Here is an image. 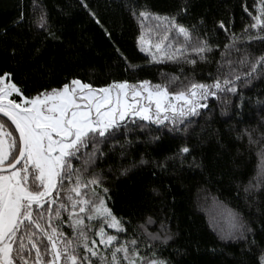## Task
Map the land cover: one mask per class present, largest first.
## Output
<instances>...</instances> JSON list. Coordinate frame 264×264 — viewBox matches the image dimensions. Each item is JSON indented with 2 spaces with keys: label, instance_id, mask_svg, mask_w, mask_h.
I'll use <instances>...</instances> for the list:
<instances>
[{
  "label": "trees",
  "instance_id": "1",
  "mask_svg": "<svg viewBox=\"0 0 264 264\" xmlns=\"http://www.w3.org/2000/svg\"><path fill=\"white\" fill-rule=\"evenodd\" d=\"M87 3L100 24L80 0H36L39 7L33 0H0V74L11 73L25 95L62 86L72 79L94 87L124 80L162 84L173 75L185 83L186 77L210 82L208 77H215L216 61L228 42L227 34H239L245 24L251 23L245 7L254 13V0ZM141 7L161 16H176L178 23L195 26V33L201 37L207 34L211 44L219 45L209 56L211 62L202 63L198 58L195 65L152 61L149 52L140 51L137 45L141 21L131 15V9ZM41 8L53 35L35 23ZM21 13L23 19L15 23ZM221 21L227 34L219 27ZM143 32L144 39L152 44L165 35L164 26H158L152 18L143 20ZM246 47L257 56L264 53L262 40ZM230 99L232 103L222 114L223 105L209 98L208 108L178 130H170V124L141 128L139 123H129L126 133L121 129L100 144L104 156L96 160L92 171L105 176L111 197L108 206L126 229L120 239L139 236L143 250L145 243L152 242L143 236L141 225L161 236L163 225L172 238L167 244L156 242V247L169 264H257L259 248H264V189L245 193L244 187L256 175L257 153L264 145L260 136L264 132V76L252 80ZM245 130L260 143L250 145L248 136L241 135ZM185 146L190 152L179 154ZM90 152L91 145L81 149L80 159L72 160L73 166L81 167L85 153ZM141 158L147 163L139 164ZM123 168L129 169L126 175L120 174ZM228 211L239 214L255 230L257 247L247 250L242 240L222 238L219 229L227 225L220 213ZM149 217L152 222L146 223ZM63 229L71 236L67 223ZM106 230L115 234L112 229Z\"/></svg>",
  "mask_w": 264,
  "mask_h": 264
},
{
  "label": "snow or ice",
  "instance_id": "2",
  "mask_svg": "<svg viewBox=\"0 0 264 264\" xmlns=\"http://www.w3.org/2000/svg\"><path fill=\"white\" fill-rule=\"evenodd\" d=\"M80 3L100 24L87 0ZM33 4L39 7L36 0ZM253 9L254 13L244 8L251 23L239 34H227L228 29L219 22L228 42L216 61L215 77H208L210 82L186 77L185 83L173 75L162 84L124 80L94 87L72 79L25 95L11 73L0 74V264H169L156 247V242L163 245L172 238L163 225V236L149 233L141 225L143 236L152 242L145 243L143 250L139 236L120 239L126 229L108 206L110 189L105 187L103 172L92 171V167L104 156L100 144L121 129L126 133L129 123H139L141 128L170 124V130H178L208 108L209 98L223 105V114L232 103L231 96L264 76V53L257 56L246 47L254 40L264 41V0H254ZM131 15L141 21L140 51H148L156 63L195 65L197 58L210 63V54L219 47L209 42L207 34L195 33V26L178 23L176 16H161L146 7L132 8ZM149 18L164 26V38L155 44L144 39L143 20ZM22 19L23 13L15 23ZM35 23L53 35L42 8ZM116 51L122 56L118 48ZM174 87L176 91L171 90ZM241 135L248 136L250 145L260 143L247 130ZM260 136L264 139V132ZM89 145L92 152L85 153L81 167H74L72 160L80 159L81 149ZM189 152L187 146L179 150V154ZM257 156V172L244 187L245 193L264 189V145ZM145 163L141 158L139 164ZM128 171L123 168L120 174ZM220 215L227 225L219 229L222 238L242 240L247 250L257 247L255 230L239 214L228 211ZM151 222L149 217L146 223ZM65 223L71 236L63 229ZM249 236L253 238L249 240ZM257 264H264V248H259Z\"/></svg>",
  "mask_w": 264,
  "mask_h": 264
},
{
  "label": "water",
  "instance_id": "3",
  "mask_svg": "<svg viewBox=\"0 0 264 264\" xmlns=\"http://www.w3.org/2000/svg\"><path fill=\"white\" fill-rule=\"evenodd\" d=\"M10 123V122H9ZM14 127V126H13ZM18 135V134H17Z\"/></svg>",
  "mask_w": 264,
  "mask_h": 264
},
{
  "label": "rangeland",
  "instance_id": "4",
  "mask_svg": "<svg viewBox=\"0 0 264 264\" xmlns=\"http://www.w3.org/2000/svg\"><path fill=\"white\" fill-rule=\"evenodd\" d=\"M153 85H155V84H153Z\"/></svg>",
  "mask_w": 264,
  "mask_h": 264
}]
</instances>
